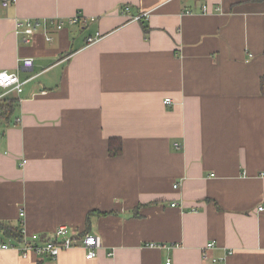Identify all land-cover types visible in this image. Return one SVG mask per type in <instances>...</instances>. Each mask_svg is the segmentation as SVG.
<instances>
[{"label":"crops","instance_id":"crops-1","mask_svg":"<svg viewBox=\"0 0 264 264\" xmlns=\"http://www.w3.org/2000/svg\"><path fill=\"white\" fill-rule=\"evenodd\" d=\"M77 14L21 42L18 19ZM1 70L24 84L0 124V224L100 245L0 264H264V0H14ZM2 243L20 245L0 226Z\"/></svg>","mask_w":264,"mask_h":264},{"label":"built area","instance_id":"built-area-1","mask_svg":"<svg viewBox=\"0 0 264 264\" xmlns=\"http://www.w3.org/2000/svg\"><path fill=\"white\" fill-rule=\"evenodd\" d=\"M14 0H0V8H6L13 3ZM202 11L206 12L207 7L202 6ZM136 19L140 18L139 15L135 16ZM75 24L81 23L85 24L86 20L82 16L74 15L67 19V21L59 18H24L18 19L16 21V26L18 28H24L26 34L22 36L21 42L29 43L31 36L38 29H41L44 33L45 40L49 41L52 37L49 35L48 30L50 27H53L57 30L61 29L65 23ZM88 42H92L94 38H87ZM19 62L24 68H31L33 60L30 57H20ZM24 82L21 81L16 73L8 72L5 70L0 71V88L3 90L2 96L9 93H20L22 92ZM170 98L164 99V104H170ZM175 147L178 148V145L175 144ZM25 160L21 161L23 165ZM264 176V172L261 173ZM174 188L178 187L177 183L173 184ZM173 205V204H172ZM261 210L262 207H259ZM20 233L22 234V240L20 245L13 244H0V249L13 248L19 251L21 256L26 257L30 252L35 253L41 256H47L55 259L58 254L63 251L74 247H81L85 251V258L92 259L97 254V248L100 245L99 237L95 234L84 233L80 234L72 230L67 226H59L53 232L45 234H32L30 236H25L23 228H20ZM152 245V244H150ZM214 246L212 241L206 243L202 248V257L208 258V250ZM112 255V252L108 253ZM210 260L215 264H224V257H211Z\"/></svg>","mask_w":264,"mask_h":264},{"label":"trees","instance_id":"trees-1","mask_svg":"<svg viewBox=\"0 0 264 264\" xmlns=\"http://www.w3.org/2000/svg\"><path fill=\"white\" fill-rule=\"evenodd\" d=\"M260 92L262 95H264V75L260 78ZM7 94H5L3 98H0V124H4L6 126L11 123L14 124L15 118H13V115L16 107L18 106V99L12 95H7ZM107 151L111 157L119 156L122 152V145L120 140L110 138L107 144ZM0 226L4 234L11 236L15 238L17 241L21 242L22 234L20 233V228L17 229L2 224H0ZM84 233H88V232L85 231L80 232V234H84Z\"/></svg>","mask_w":264,"mask_h":264},{"label":"rangeland","instance_id":"rangeland-1","mask_svg":"<svg viewBox=\"0 0 264 264\" xmlns=\"http://www.w3.org/2000/svg\"><path fill=\"white\" fill-rule=\"evenodd\" d=\"M9 95H12V94H9Z\"/></svg>","mask_w":264,"mask_h":264}]
</instances>
